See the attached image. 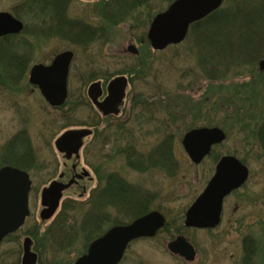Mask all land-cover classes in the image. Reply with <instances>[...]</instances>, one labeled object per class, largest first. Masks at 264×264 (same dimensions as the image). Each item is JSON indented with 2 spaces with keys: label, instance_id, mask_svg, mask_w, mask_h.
I'll list each match as a JSON object with an SVG mask.
<instances>
[{
  "label": "rangeland",
  "instance_id": "obj_1",
  "mask_svg": "<svg viewBox=\"0 0 264 264\" xmlns=\"http://www.w3.org/2000/svg\"><path fill=\"white\" fill-rule=\"evenodd\" d=\"M24 1L27 0H0V12L12 13L13 9L19 12L16 17L24 23V27L27 25L29 28L26 38L32 48L28 54L31 57L28 68L19 84L0 88V154L5 153L7 145L27 144L22 146L23 150L15 148L19 152L28 150L31 153L29 160L25 153L22 155L26 162L24 168L32 181L28 194L30 214L20 229L0 240V264H19L22 240L35 233L36 229L37 242L33 240L31 250L36 252L39 264H47L48 260H52L53 264H72L84 252L86 239L80 230L77 234L71 232L70 227L62 228L58 238L60 245L55 250L56 247L47 242L44 234L46 227L60 218L68 225L72 223L77 230L80 219L78 209L95 185L93 179L85 178L82 182L86 193H82L80 185H74L63 193L62 201L71 200L73 205L80 202L74 210L76 214L69 210L59 212L58 209L47 221H42L38 215L41 208L38 197L42 187L62 170L66 169L69 174V165L75 162L74 158L66 160L62 157L53 142L67 128L89 125L94 111L86 89L91 82L99 81L105 86L108 79L139 62L141 65L136 73L143 68L147 77L142 80L135 78L128 83L119 115L98 125L99 133L87 139L78 160L79 166L90 177L100 168L97 173L113 172L136 186L139 193L149 197L146 209H156L165 216L168 227L152 238L138 239L129 244L118 264H187L166 249V242L176 235L175 228L182 224L184 211L201 192L214 170L217 158L214 159L213 155L194 165L182 150L180 139L185 130L201 126H217L223 130L226 138L214 146L212 152L217 157L234 155L247 166L249 175L241 187L224 199L221 221L215 228H184L180 231L190 237V241L193 240L196 248V257L190 264H241L242 238L245 235H251L256 240L258 261L255 264H264V157L256 139V132L264 122V70H260L256 63L264 57V48L254 53L255 57L258 55L254 62L244 63L234 72H229L225 79L211 82L196 67L188 34L182 43L161 51L150 49L145 39L148 16L162 11L172 0H148L133 11L131 20L127 17L118 23L107 22L99 14V7L106 0H73L67 11L69 17L82 19L93 27H103L99 40L87 46L74 45V41L67 38L33 32L30 29L33 23L39 24L33 18L38 17L22 13ZM221 4L224 7L227 0H222ZM255 25L261 29L264 23ZM259 36L264 40V30ZM128 44L136 47L137 62L126 51ZM62 50H72L74 57L66 83L67 100L61 107L55 108L44 101L38 89L28 82L27 75L31 64H49L52 57ZM247 83L253 84L255 91L252 95L248 96L250 92L233 93L234 87L237 90L238 86ZM214 102H218L219 106ZM145 103L149 104L146 110L143 108ZM113 124L123 126L125 134L122 136L115 132L114 138L109 137V141L103 144L98 137L101 131L112 134ZM164 136L172 141L175 168L170 171L161 167L137 171L130 168L122 156L115 155L117 145L126 146L130 142L135 145V152L144 155ZM105 213L109 220L129 221L123 211L117 213L107 207ZM108 223L104 222L101 226L108 228Z\"/></svg>",
  "mask_w": 264,
  "mask_h": 264
},
{
  "label": "water",
  "instance_id": "obj_2",
  "mask_svg": "<svg viewBox=\"0 0 264 264\" xmlns=\"http://www.w3.org/2000/svg\"><path fill=\"white\" fill-rule=\"evenodd\" d=\"M222 3V0H173L163 11L151 17L146 32L151 49L161 50L168 45L177 44L184 39L189 25L202 19ZM23 24L8 12H0V36L18 33ZM130 53H136L133 45H128ZM69 50L58 52L48 65L35 63L29 69L28 81L36 85L40 95L51 106L61 105L67 95L66 78L69 62L72 58ZM258 68L264 70V58L258 61ZM126 77L117 75L108 81L107 95L102 102L98 101L101 88L98 82H92L87 88V96L103 113L113 112L121 104ZM91 133L90 129L80 128L64 131L54 141L56 149L69 158L78 156L82 138ZM225 139L219 127H195L186 131L181 145L189 160L198 164L214 144ZM214 172L202 191L187 208L184 225L197 228H212L220 221L222 201L232 190L240 187L248 176L247 167L232 155H223L217 159ZM86 174V173H85ZM79 176V175H77ZM25 171L12 166L0 167V240L8 233L18 229L28 214L27 193L30 180ZM74 182V178L63 183L51 181L41 191L40 203L43 206L39 213L42 219H48L56 210L62 191ZM164 224V217L158 211H150L127 224L115 225L102 235L92 240L84 254L72 264H117L127 244L139 237L153 236ZM30 237L22 242L20 264H36V253L29 250ZM170 253L178 254L186 260L194 259V249L182 235H177L167 243Z\"/></svg>",
  "mask_w": 264,
  "mask_h": 264
},
{
  "label": "trees",
  "instance_id": "obj_3",
  "mask_svg": "<svg viewBox=\"0 0 264 264\" xmlns=\"http://www.w3.org/2000/svg\"><path fill=\"white\" fill-rule=\"evenodd\" d=\"M146 1L148 0H110L107 2L108 5L102 4L99 7V14L101 13L104 20L110 23L124 21L127 17H130L129 19L131 20L133 11H137L140 5L144 4ZM61 9L60 2H55V0H37L33 3L27 0L21 5L22 13L28 16L31 14L32 18L34 16L38 17L33 19L38 20L39 24L34 22L30 28L33 32L35 30L36 34L42 33L61 38L76 36L79 39L82 37L90 41L95 39L99 40L103 33V27L97 26L92 29L89 27V30L86 31L85 29L88 26L86 24H80L77 29L74 30L71 28V23H64V10ZM12 13L19 16V12L15 9L12 10ZM149 17L150 15L146 23L149 21ZM259 23H264V0H227V4L224 7L214 10L203 19L191 24L187 37L190 38V50L194 54V57H196V67H199L198 70L200 73L205 75L209 81L213 82L214 80L225 79L229 72H234L240 68L241 65H244V63L250 61L254 62L258 57V55L255 57L254 53L264 48V40L259 36L261 31L264 30V26L259 29L255 25ZM27 29L29 28L25 25L22 32L19 34H10L0 37V88L6 89V85L19 84L28 68L31 58L28 54H30L32 48H30L27 42L26 35L30 33ZM80 31L82 32L81 35ZM73 32L79 35H74ZM83 43H86V41ZM137 58V56H134V60ZM139 65H141L140 62L138 64L134 63V65L123 70L122 73L127 74L129 78L128 81L132 82L135 78L139 80L145 78L146 74L145 71L142 70L143 68H140L138 74L136 73V69ZM234 75L236 74L234 73ZM247 88L248 90L246 91ZM233 89L234 94L235 92H250L248 96L252 95L255 91L252 83L240 85L237 90L236 87ZM214 104L219 106L218 102H214ZM147 106H149V104L145 103L143 108L145 107L146 110ZM115 129L119 130V128ZM115 132H117V130H115ZM113 135H116V133ZM256 139L261 147L262 156L264 157V122L256 132ZM130 144L131 145L125 146V148L121 150V153L125 155V163L129 167L136 168L133 160L135 156L137 164L141 163V166H138L136 169L148 170L150 167H161L166 169L169 168L170 171L173 167L175 168L170 137L164 136L161 140H158L149 153H145L144 155L141 154L145 157L143 160L139 159V154L136 153L134 155L132 152L125 151L128 150V148H134V144L131 142ZM22 146L25 147L27 144L22 142L21 145L20 142L17 144L15 143V145L14 143L13 145H7L5 153L3 152L0 154V166L10 164L12 166L24 168L26 166L24 163L26 162L25 158L22 157L25 153L26 159L29 160L30 158L28 156L31 154H27V152H29L28 150L19 152L16 149L21 148L23 150L24 148ZM118 146L120 145H117V147ZM212 153L213 152H211L210 155H213L214 159L217 158V155ZM109 177V181L107 182L106 179V184L101 188L99 196L95 197L93 192H90L87 199L81 202V207L78 205L80 202H78L77 205H73L71 200L62 202L59 212L69 210L75 213L74 210H76V207H79L80 219L77 230L72 226V223L68 225L65 223V220L61 218L59 219L60 221H54L46 227L44 235L48 240L47 242H50L52 247H56L54 250L60 245L58 238L60 237L59 232L62 228L70 227L71 232H77V234L80 230L83 237L86 239V244L84 246L86 249L87 244L106 229L101 226L104 222H109L110 224L108 223V225L123 223L122 220L118 219L109 220L108 215L105 213L107 207L117 211V213L119 211L125 212V214L128 215V220L147 211L146 205L149 201L148 195H137L135 188L123 183L124 180L116 174H112ZM71 216L69 217L72 218ZM165 228H167L166 225ZM175 229L178 232V230L181 229V225L176 226ZM37 231L36 229V234H30L32 241L36 240L37 242ZM11 235L12 234H9L6 238ZM64 235L67 238V234L65 233ZM256 246V240L253 239L251 235H245L242 238L241 264H255V262L258 261L255 254ZM47 264H53L52 260H50V262L48 260Z\"/></svg>",
  "mask_w": 264,
  "mask_h": 264
},
{
  "label": "flooded vegetation",
  "instance_id": "obj_4",
  "mask_svg": "<svg viewBox=\"0 0 264 264\" xmlns=\"http://www.w3.org/2000/svg\"><path fill=\"white\" fill-rule=\"evenodd\" d=\"M29 2H35V1H37V0H28ZM46 1H51V0H46ZM60 2V7L62 8L61 10H64V14H63V16H64V23H71V28H73L74 30H76L77 29V27H78V25H80V24H86L88 27H86V31L87 30H89V27H91L90 29H92L93 28V25H90L89 23H87V22H85V21H82V19H74V18H71V17H69L68 16V8L70 7V5L72 4V2H73V0H55V2ZM93 3V2H92ZM92 5V4H91ZM103 5H108V3L107 2H103ZM97 27V26H96ZM74 33V32H73ZM82 34V32L80 31V35ZM87 34V33H86ZM74 35H79L78 33H74ZM76 36H74V37H68L67 38V40H71V41H74L72 44H74V45H82V46H87V45H89V44H91V43H94V42H96L97 40L95 39V40H89V39H84V38H82L81 37V39H79L78 37H76ZM86 38V37H85ZM84 41H86V43H83ZM129 45V44H128ZM127 45V46H128ZM127 46H126V48H127ZM72 51V50H71ZM73 55H72V60H73V57H74V53H73V51L71 52ZM72 62V61H71ZM70 65H71V63H70ZM113 78V77H112ZM111 78V79H112ZM111 79H108V81H110ZM129 80V78L127 77V83H129L130 81H128ZM108 81H106L107 83L105 84V86H103L99 81H93V82H98L99 84H100V88H101V95L98 97V101H101L102 102V100H103V98L107 95V91H106V86H107V84H108ZM126 88H127V86H125V88H124V90H122L123 91V97H122V102H121V104H119L117 107H116V109L113 111V112H109V113H103V111L102 110H100L95 104H93V103H89L90 104V106L93 108V111L94 112H92L93 114H92V120H90V122H88V124H91V125H88V126H85V127H90L91 129V136H89L90 138H94L95 136H97L96 134L97 133H99L98 132V125L100 124V123H103V121L104 120H106V119H109V118H115V117H117L118 115H119V113H120V111H121V109L123 108V105H124V98H125V95H126ZM86 95H87V89H86ZM110 123H112V122H110ZM111 126V125H110ZM113 126V128H114V130H113V132H112V134H110V135H108V134H106V133H103L102 131H101V133H100V135H99V137H98V140L100 139V141L104 144V143H106V142H108L109 141V137H113L114 138V136L115 135H113V134H115V130H117V132L119 133V134H121L122 136H123V134H125V129L123 128V126L121 127L120 125L119 126H117V124H116V126H114V124L112 125ZM109 127V126H108ZM108 127H106L107 129H108ZM122 129H121V128ZM115 128H119V130L118 129H115ZM84 139H88V137L87 138H84ZM98 140L94 143L95 144V146H97V144L96 143H98ZM84 144H86V142H84ZM129 144H127L126 146H128ZM123 148H125V145L124 146H122V147H120V146H118L117 148H116V150H115V155L116 156H122L123 158H125V155H124V153H121V150L123 149ZM124 151V150H123ZM126 152H132L134 155L137 153V152H135L136 151V149H135V146H134V148L133 149H131V148H128V150H125ZM124 151V152H125ZM28 153H30V152H27V154ZM31 154V153H30ZM137 154H139V159H142L143 160V158H145V157H143V156H141V154L140 153H137ZM133 160H134V166L137 168L138 166H141V163H138L137 164V160H136V157L134 156L133 157ZM143 164V163H142ZM64 165H66L65 163H64ZM63 165V166H64ZM70 169H69V174H67V172H66V169L65 170H62V171H60L58 174H57V176H55L53 179H51L49 182H51L52 180H58V181H61V182H63V183H67L68 182V180L70 179V178H74V182H73V184L74 185H80L81 186V189H82V193H86V186H83L82 185V182L85 180V178H89L90 180H92L93 179V181L95 182V185L93 186V188L91 189V193L93 192V195H95V197H98L99 196V194H100V192H101V189H100V187H102V186H104L105 184H106V179H107V182L109 181V179H110V175H112V174H115V173H113V172H111V173H97L98 171H99V169L97 168L95 171H94V173H93V177H90L89 175H88V172L84 169V168H81L80 166H79V163H74V162H72L70 165ZM65 167V166H64ZM134 170H137V169H134ZM140 170H142V171H145L146 169H138L137 171H140ZM86 173V174H85ZM77 175H79V176H77ZM30 178V177H29ZM31 180V179H30ZM48 182V183H49ZM77 182V183H76ZM47 183V184H48ZM123 183H125V184H127L128 186H130V184L129 183H127L125 180L123 181ZM46 184V185H47ZM74 185H72V186H74ZM30 188H32V182H31V187ZM138 189V188H137ZM31 190V189H30ZM139 190V189H138ZM223 207V206H222ZM222 214V213H221ZM165 218V217H164ZM220 219H221V215H220ZM182 220H184V214H183V219ZM165 221H166V219H165ZM221 221V220H220ZM220 221H219V223H220ZM181 223L182 224H179V225H182L183 226V222L181 221ZM218 223V224H219ZM182 226H181V228H182ZM166 227H168V225H166ZM179 228V227H178ZM183 228H185V229H189V230H207V229H210V228H206V229H199V228H192V227H184L183 226ZM215 228V227H214ZM211 229H213V228H211ZM178 233L179 234H176V235H183L184 237H185V239L188 241V243L189 244H191L192 245V247H193V249L195 250L194 252H195V257H196V254H197V252H196V248H195V246H194V242H193V240H191L190 241V237H186L184 234H181V232H180V230H178ZM175 235V236H176ZM155 236V235H154ZM174 236V237H175ZM173 237V238H174ZM172 238V239H173ZM172 239H170V240H172ZM169 241V240H168ZM167 241V242H168ZM166 242V243H167ZM176 257L177 258H179V259H181V260H183L184 262H186L187 264H190V263H192V261H194V259H195V257H194V259L192 260V261H190V260H185L183 257H181V256H178V255H176Z\"/></svg>",
  "mask_w": 264,
  "mask_h": 264
}]
</instances>
